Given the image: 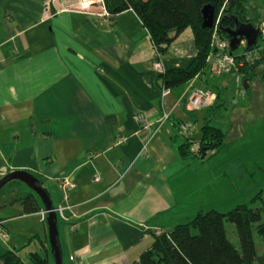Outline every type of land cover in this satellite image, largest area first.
<instances>
[{"label": "crops", "instance_id": "1", "mask_svg": "<svg viewBox=\"0 0 264 264\" xmlns=\"http://www.w3.org/2000/svg\"><path fill=\"white\" fill-rule=\"evenodd\" d=\"M244 1L258 28L264 0ZM75 2L0 0V179L25 171L43 182L53 206L64 208L57 212L59 240L71 264H130L156 234L197 214L193 196L201 190L203 162L245 149L264 131V41L247 90L231 76L201 75L194 86L207 93L209 109L186 105L188 83L173 88L162 105L150 36L134 12L99 17L100 7L90 13ZM196 54L188 28L161 62L165 71L187 68ZM204 120L221 130L224 149L209 161L183 157L179 123L192 122L199 142ZM63 179L74 184L65 194ZM231 188L225 193L235 196ZM0 209L14 214L0 218L5 226L28 219L41 225L28 229L20 248L41 233L47 241L41 212L22 215L18 203Z\"/></svg>", "mask_w": 264, "mask_h": 264}, {"label": "trees", "instance_id": "2", "mask_svg": "<svg viewBox=\"0 0 264 264\" xmlns=\"http://www.w3.org/2000/svg\"><path fill=\"white\" fill-rule=\"evenodd\" d=\"M244 2V0H105V8L110 18L124 11H133L149 33L156 58L162 57L181 33L188 28L192 29L197 54L191 64L187 68L170 69L159 75L161 87L172 90L186 84L197 74L204 73L205 59L210 50L211 37L218 18L220 20L218 35L221 38H228L222 31L234 29L236 20L242 24L250 23ZM206 6H210L213 11V26L210 29L202 27V10ZM259 41H264V35L260 34L256 45L248 51L256 49ZM235 57L240 59L242 54ZM260 61L259 59L244 64L240 70L242 84L244 81L248 84L255 77V69ZM223 139L221 130L212 126L209 120H204L196 150L189 152L187 140H184L179 148L180 153L183 157L197 160H203L205 158H202L203 154L212 158L224 149ZM257 199L264 200V187L253 195L250 201ZM9 200L3 203V207L18 203L22 215L41 212L38 201L31 192ZM226 222L234 226L239 248L229 241L225 229ZM0 229L4 231L7 241L8 233L1 220ZM252 231L261 239L263 248L261 256L257 255ZM38 241L44 255L32 251L28 254V262L49 264L47 243L45 240ZM22 249L1 251L0 264H27L19 255ZM130 264H264V212L259 208H247L245 205H237L226 213L213 207L199 210L188 223L175 226L169 233L156 234L138 260Z\"/></svg>", "mask_w": 264, "mask_h": 264}, {"label": "rangeland", "instance_id": "3", "mask_svg": "<svg viewBox=\"0 0 264 264\" xmlns=\"http://www.w3.org/2000/svg\"><path fill=\"white\" fill-rule=\"evenodd\" d=\"M259 43H261V41H259ZM242 51L243 49L240 46L238 49L233 51V54L237 56L240 55ZM187 145L190 152L193 141L187 140ZM245 146L243 144L241 145V147L245 148L243 149L244 151L239 148L229 149V151L226 152L224 151L219 159L217 158L211 161L208 166L207 162L202 163V165L205 166H202L204 170L198 174L202 173L201 179L204 181L201 180V190H198V193L193 196L195 200H197V202L195 201V205L200 207L198 211L200 209L205 210L209 207H213L226 213L237 205H245L247 208H259L262 212H264L263 199L250 201L252 196H255V194H257L259 190L264 187V131H261L258 135L252 138ZM216 156L217 155L214 157ZM210 159V156H207L201 161H209ZM233 164H236L235 172L233 171ZM198 165V163L195 164V166ZM231 186L236 189L235 196L231 193H225L226 190L229 189L230 192H232ZM29 192L31 191L24 185H20L15 182L10 183L5 186L0 193V204L5 203V201L6 203L9 202L10 198H14L17 195H24ZM229 196H231L230 199H228ZM193 211L194 210H192V212ZM195 215L193 217H195ZM9 216H14L13 212L3 211V209H0V218H8ZM6 223H8L5 227L8 232V237L10 236V241L7 245L0 242V252L8 248L19 249L22 244H24L23 239L25 233L28 232V229L36 231L35 229L38 227L42 228L41 225L34 219L12 220L7 221ZM225 229L229 241L236 248H239V241L234 226L226 222ZM252 232V237L256 244L257 255L261 256L263 253L261 239L255 234V231ZM41 234L38 235L40 239L43 237ZM46 248L48 250L49 264H54L48 243ZM30 251H38L41 255H44L40 242L37 239H34L30 246L19 251V255L25 263H28L27 255ZM62 264H71L67 259V255L63 254V252Z\"/></svg>", "mask_w": 264, "mask_h": 264}, {"label": "built area", "instance_id": "4", "mask_svg": "<svg viewBox=\"0 0 264 264\" xmlns=\"http://www.w3.org/2000/svg\"><path fill=\"white\" fill-rule=\"evenodd\" d=\"M75 5L79 7L81 10H85L87 12L92 13L95 6H98L102 9V12L98 14L99 17H108V13L105 8V0H76ZM219 18L216 20L214 25V31L212 33L211 42H210V50L208 55L205 59V69L204 73L197 74L193 79L188 81V87L185 92L184 101L188 107L194 110L198 109H209L211 107V100L207 97V93L204 90H200L194 86V82H196L201 75H208L210 77H224V76H231L236 80L241 82L242 74L240 70L243 68L245 63H252L258 61L260 59L258 47L253 50H244L242 53V57L237 59L235 55L230 51L229 47V38H221L218 35L219 29ZM258 29L260 30V34L264 35V22H262ZM239 46L242 49L245 48L246 43L244 40L240 41ZM153 61L151 64V68L154 72L158 75H161L165 72L164 67L161 62L162 57H157L154 52L153 54ZM171 89L161 87L160 90V99L163 105L164 99L170 94ZM161 105V106H162ZM169 114L164 113L162 116V120L168 119ZM136 122L142 124L143 128H147L148 125L146 124L144 115L141 113H137L135 115ZM178 133L179 135L188 141H193L192 145V152H194L198 146V142L195 141L194 136L196 133V128L190 121H182L178 125ZM74 188V184L69 182L66 179H63L60 182V189L65 194L69 190ZM64 198H67L64 196ZM64 208L58 206L56 209V213H62ZM41 218L44 220V213L41 212ZM7 239L3 230L0 229V241L5 242ZM70 260H74V258H70Z\"/></svg>", "mask_w": 264, "mask_h": 264}, {"label": "water", "instance_id": "5", "mask_svg": "<svg viewBox=\"0 0 264 264\" xmlns=\"http://www.w3.org/2000/svg\"><path fill=\"white\" fill-rule=\"evenodd\" d=\"M203 28H212L213 26V11L210 6H206L202 10ZM223 33L229 38L230 51L238 48L240 41L244 40L246 43V50L256 45L260 36V30L253 24H242L238 20L235 21L234 29L223 30ZM243 89H248L247 81L243 82ZM204 154L202 158H204ZM12 182H20L24 184L34 195H36L43 205L41 212L44 213V221L47 228V243L50 247L54 264H62V248L59 240L58 219L56 209L50 199L49 193L43 187V182L34 175L25 171H13L0 179V191Z\"/></svg>", "mask_w": 264, "mask_h": 264}]
</instances>
